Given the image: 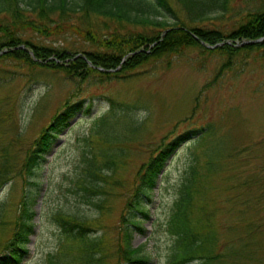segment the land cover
<instances>
[{
  "label": "rangeland",
  "instance_id": "1",
  "mask_svg": "<svg viewBox=\"0 0 264 264\" xmlns=\"http://www.w3.org/2000/svg\"><path fill=\"white\" fill-rule=\"evenodd\" d=\"M257 1L228 0L223 14L210 12L209 18L197 24L226 31L235 15L238 17ZM20 6L1 11L0 25L33 43L68 51L99 49L97 40L113 30L149 29L107 16L84 17L65 9L39 16L37 10ZM40 20L47 26L45 33L46 26L41 30L43 24L37 23ZM30 21L38 26L30 25ZM224 60L225 56L187 47L145 61L126 76L69 77L60 69L28 64L16 56L0 57V169H7L0 178L5 180L0 183V249L11 234L23 190L26 148L65 101L89 97V109L85 112L80 108L72 116L45 155L41 188L46 185V190L38 202L44 214L35 245L31 235L28 255L19 264H42L48 253L53 257L56 252L53 260L62 264H122L119 214L125 209L135 170L157 143L200 125H206L210 134L197 145L186 139L169 155L162 169L163 187L149 204L154 224L145 219V233L134 232L131 240L148 251V264H166L170 239L160 223L169 210L173 183L194 149L199 194L210 199L209 219L217 231L219 246H227L229 255L224 264H264V46L240 51L220 68ZM110 100L116 105H130L135 126L130 127L125 114L115 110V117L108 118L113 120L112 126L107 130L96 127L90 133L93 120L106 112ZM232 149L238 154L230 159ZM92 154L101 167L99 208L81 197L83 159ZM108 159L112 163L108 164ZM207 159L212 169L205 166ZM244 181L251 189L244 188ZM249 192L258 198L241 203ZM57 210L76 214L87 222L88 234L99 242L92 259L87 261L88 256H83L81 242L77 244L59 232L52 220ZM249 217L258 218L259 224L250 236L243 227Z\"/></svg>",
  "mask_w": 264,
  "mask_h": 264
},
{
  "label": "trees",
  "instance_id": "2",
  "mask_svg": "<svg viewBox=\"0 0 264 264\" xmlns=\"http://www.w3.org/2000/svg\"><path fill=\"white\" fill-rule=\"evenodd\" d=\"M227 3L228 0H0V12L20 5L23 8L28 6L32 10H37L39 16L45 11L65 9L73 13L80 12L84 17L107 16L132 25L149 27L148 30H113L97 40L101 46L99 49L68 51L65 48H52L33 43L21 38L14 30L2 24L0 31L5 39L0 40V57L16 56L28 64L60 69L69 77L126 76L135 69L134 67L145 61L178 53L187 47H197L199 50L225 56L220 65L222 68L240 51L248 52L264 46V0H258L241 14L237 13L240 15L234 16L232 26L226 31L197 24L209 18L207 14L210 12L223 14L227 9ZM183 19L192 24H186ZM39 22L40 26L43 24L41 28L43 30L46 25L41 20L37 23ZM29 24L38 26L32 24V21ZM46 28L47 26L44 33ZM90 104L89 97H79L72 102L65 101L26 148L22 161L25 182L10 228L11 234L0 249V264H19L28 255L31 235L34 247L44 214L38 202L42 201L46 190V185L41 188L43 181L41 169L45 155L51 150L58 134L68 125L72 116L80 108L86 112ZM115 110H121V115L125 114L130 127L135 126L130 105L128 103L116 105L110 100L106 112L93 120L90 133L94 132L96 127L106 129L112 126L114 122L108 118L114 116ZM207 134H210V129L206 125L183 129L169 139L157 143L146 160L138 165L133 176L132 189L126 197L125 209L119 214L121 223L119 251L124 258L122 264L150 262L148 251L142 250L143 244L134 245L131 239L134 232L145 233L143 221L150 220L152 214L149 204L153 201L154 193L156 191L158 193L163 187L164 164L181 142L189 139L197 145ZM215 144L216 141L213 142V145ZM237 154L238 150L232 149L230 159L235 158ZM83 161L79 175L80 187L83 190L81 197L86 203L99 208V195L103 193L100 183L101 167L97 164L94 154L85 156ZM107 163H112V160L108 159ZM197 165L198 156L193 149L190 159L179 173V178L173 183L169 210L164 221L160 223L161 229L170 239L166 264H224L227 261L226 256L229 255L225 250L227 246L224 248L219 246L217 231L209 219L210 210L212 212L209 206L210 199L199 194ZM205 166L213 168L209 159L205 161ZM6 173V168L0 169V178ZM4 181L0 179V183ZM243 186L246 190L251 189L246 181L243 182ZM93 195L97 197L93 198ZM252 198L257 199L258 196L254 195V192H249L240 202L247 204ZM52 220L64 238L75 240L77 244L81 242L80 251L83 256L85 254L88 256L87 261L93 258L92 251L99 242L96 237L88 234L87 222L82 217L57 210L52 214ZM150 224L153 226L154 219L150 220ZM257 226L259 224L256 217H249L243 223L248 236ZM57 255L58 252L51 257L48 253L42 264H62L53 260Z\"/></svg>",
  "mask_w": 264,
  "mask_h": 264
},
{
  "label": "water",
  "instance_id": "3",
  "mask_svg": "<svg viewBox=\"0 0 264 264\" xmlns=\"http://www.w3.org/2000/svg\"><path fill=\"white\" fill-rule=\"evenodd\" d=\"M246 41L248 42V41H250V40H246ZM115 68H117V66H116ZM115 68H114V69H115Z\"/></svg>",
  "mask_w": 264,
  "mask_h": 264
}]
</instances>
